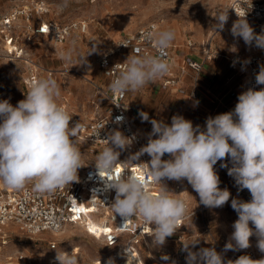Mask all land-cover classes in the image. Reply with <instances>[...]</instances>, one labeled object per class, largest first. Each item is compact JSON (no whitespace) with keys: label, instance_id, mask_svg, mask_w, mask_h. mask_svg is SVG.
<instances>
[{"label":"clouds","instance_id":"9594fccd","mask_svg":"<svg viewBox=\"0 0 264 264\" xmlns=\"http://www.w3.org/2000/svg\"><path fill=\"white\" fill-rule=\"evenodd\" d=\"M67 5L68 0H63L60 7ZM217 19L222 29L227 21L226 11H221ZM232 34L241 37L247 45L254 43L264 49V34H256L244 16L233 24ZM145 38L159 50L158 54H131L109 84L114 95L137 92L170 72L171 64L161 54L174 42L175 30L148 32ZM73 52V48H68L58 51L57 55L72 65L75 64ZM84 57L80 55L76 59L81 62ZM256 83L264 85V67L257 74ZM60 95L61 86L57 80L47 76L34 80L26 98L16 106L8 100L0 101V183L3 186L21 190L31 182L34 191L52 193L78 180V169L85 165L77 141L72 138H77L81 125L69 127L72 115L58 103ZM140 115L144 121L149 120L147 113ZM122 119L116 117V121ZM150 122L152 132L148 143L132 157L137 159L143 154L151 157L150 162L145 163L147 178L112 175L120 162V153L115 149H124L132 142L118 130L108 136V146L95 162L101 179L108 188L115 190L111 208L125 221L120 228L139 216L146 224L155 225L150 235L156 245L163 246L166 238L176 233L178 224L188 212V205L164 186L159 189V195H153L148 190L149 182L162 185L164 178L186 179L201 204L219 208L229 201L231 193L219 187L220 179L214 166L230 157L232 167L227 163L220 166L227 168L239 190L250 192L251 200L231 199V207L238 214L231 234L235 244L227 243L224 251L247 249L250 237L255 235L257 247L264 252V89H248L241 93L233 111L207 118L205 130L199 125L194 127L190 120L179 115L172 117L171 125L154 119ZM165 154L171 159H162ZM195 244L196 241L184 244L187 264H224L222 255L214 247L194 252L189 246ZM126 252L129 260L131 253ZM55 259L59 264H80V257L73 252L57 251ZM162 259L168 261L169 257L164 255ZM108 264H113L111 259ZM227 264H264V259L253 260L242 255Z\"/></svg>","mask_w":264,"mask_h":264},{"label":"built area","instance_id":"2783aa9c","mask_svg":"<svg viewBox=\"0 0 264 264\" xmlns=\"http://www.w3.org/2000/svg\"><path fill=\"white\" fill-rule=\"evenodd\" d=\"M12 2L13 4L0 14V52L2 57L9 61H20L27 55L25 51L27 46L24 40L33 43L39 38H47L59 50L72 35L83 36L87 33L88 24L85 21L57 23L42 19L41 16L49 11L48 5L43 0H27L21 4L20 0ZM228 13L236 21L244 16L256 34H264V0H228ZM157 30L158 28L152 23L141 26L113 43L108 51L99 56L97 65L106 79L102 94L108 103L107 112L102 117L89 120L72 115L69 122L70 128L75 127L78 123L81 125L77 138L73 137L72 139L86 143L91 148H98L99 152L108 146L106 139L116 130L131 139V144L126 148L115 149L120 153L118 157L120 162L112 171L114 177L135 175L138 178H147L145 175L147 164L145 163H149L151 157L148 154H143L137 159H132L142 147L146 146L143 138L135 131L132 124V119L135 115H140V110L128 102L127 93L114 95L109 90V84L119 74L120 69L124 67L123 63L131 54H158L159 50L145 38L146 33ZM211 44V41L207 40L205 44L201 45L203 48L200 54L204 60L214 56ZM186 47L194 49L196 46L192 40L188 39ZM251 47L250 55L229 58L231 68L240 72L245 78L241 93L248 89H264V85L256 83V76L261 67H264V49L256 47L254 43ZM116 55H122L123 58L118 59ZM161 55L169 61L171 70L165 77L157 80L160 88L195 100L197 97L195 86L191 91H187L182 84L181 75L188 69L192 70L194 72L193 80L196 82L202 69V63L190 57L185 60V66H177L173 44ZM28 61L30 60H24L30 67L24 79L27 90L34 80L40 78L36 68ZM118 116L123 119L116 121ZM166 158H168V154L162 157V159ZM95 162L78 171L77 181L58 188L52 193L34 191L31 182L21 190L0 189V229L15 227L30 241L35 238L34 243H30L33 247L35 246L37 249L35 245L37 242L45 243L48 253H51L57 250L58 241L56 239L45 240L40 235L51 233L55 237L67 226L78 225L100 243L105 253L98 260L86 264H108L110 259L113 264H128L129 261L138 262L141 260L139 255L141 247L146 246L149 241L154 242V238L150 234L155 225H148L139 216H136L129 220L123 228H120L125 221L111 208L115 200V190L108 188L104 180L101 179ZM148 179L150 180V178ZM185 181L186 179L174 180L173 186L169 190L186 201L188 212L178 224L176 233L166 238V242L177 241L184 244L189 238L186 225L189 219L199 211L191 210L189 207L184 193L183 183ZM161 187L162 185L149 182L148 190L153 195H159ZM90 220H93L97 225L89 227ZM7 245L8 237L2 233L0 264H59L54 255L43 257L33 254L30 250L32 248H29L28 244L21 243L9 252L5 251ZM126 250L131 253L129 260ZM242 255H247L253 260L261 259L251 250L230 251L223 258L224 264H227L229 260L235 261Z\"/></svg>","mask_w":264,"mask_h":264},{"label":"rangeland","instance_id":"374dc122","mask_svg":"<svg viewBox=\"0 0 264 264\" xmlns=\"http://www.w3.org/2000/svg\"><path fill=\"white\" fill-rule=\"evenodd\" d=\"M12 1L0 0V14L13 4ZM25 1L27 0H20V4ZM43 1L48 5L49 11L41 16L42 19L57 23L85 21L88 30L83 36L72 35L59 50L47 38H39L33 43L23 39L27 46L25 49L27 55L25 54L20 61H8L0 52V101L8 100L13 106L25 99L28 92L24 85L30 68L24 62L27 59L36 68L40 78L52 76L57 80L61 86L58 103L65 107L70 115H78L85 120L104 116L108 108L106 98L102 94L106 79L97 65L99 56L125 35L151 23L158 30L169 28L175 30L176 38L172 44L174 59L179 64L182 60L181 50H186L188 39L195 43L196 47L193 50L196 52H200L203 48L201 45L210 40L214 56L246 57L252 53V44L247 45L241 37L232 34L235 20L228 13V0H68L67 7H60L63 0ZM221 11L227 13V21L222 29L218 27L217 19ZM68 48L74 49L73 58L76 65L66 64L57 55L58 51ZM80 55H85L81 62L76 59ZM116 58L121 59L123 56L116 55ZM76 141L85 165L78 169L80 171L96 161L100 149ZM168 159H171L169 154L164 160ZM222 163H227L229 168L232 167L230 157L218 161L214 166L220 179L219 187L231 193L229 201L224 206L205 207L199 202L198 194L187 180L183 183L190 209L199 210L186 225L189 238L184 244L196 241L195 246H189L194 252L214 247L222 258L230 251L251 250L264 259V252L257 247L258 238L255 235L250 237V247L247 249L224 251L227 243L235 244L231 240V234L234 231L232 225L238 219V214L231 207V199L249 202L251 194L247 189L239 190L234 178L228 175L227 168H221ZM173 182L174 180L167 178L162 180L167 191L172 188ZM249 226L254 230L251 222ZM2 233L8 237V245L5 247L7 252L24 243L28 244L29 248H32L30 250L37 256H56L57 251L69 254L73 252L80 257V264L98 260L105 255L100 243L78 225L67 226L55 237L51 233L40 235L45 240L58 241L57 250L51 253H48L45 243L37 242L35 244L37 249L33 247L30 243H34L35 238L30 241L15 227L2 228L0 237ZM184 244L168 241L163 246H158L149 241L146 246L141 247L140 259L144 264L173 262L187 264ZM164 255L169 257L168 261L162 259Z\"/></svg>","mask_w":264,"mask_h":264},{"label":"crops","instance_id":"0c3cea01","mask_svg":"<svg viewBox=\"0 0 264 264\" xmlns=\"http://www.w3.org/2000/svg\"><path fill=\"white\" fill-rule=\"evenodd\" d=\"M180 56L182 60L180 64L176 63L177 66H185V60L190 57L202 63L196 82L193 80L192 70L188 69L181 75L182 84L187 91L195 86V100L162 90L158 81L137 92H127L128 102L137 107L140 113L148 114V121H144L141 115H135L132 119L135 131L144 138L145 144L152 132L150 121L153 119L171 125L172 117L179 115L190 120L194 127L199 125L201 130H205L207 118L233 111L238 103L245 78L231 68L227 56H213L204 60L200 52L187 47L186 50H181Z\"/></svg>","mask_w":264,"mask_h":264},{"label":"bare ground","instance_id":"6f19581e","mask_svg":"<svg viewBox=\"0 0 264 264\" xmlns=\"http://www.w3.org/2000/svg\"><path fill=\"white\" fill-rule=\"evenodd\" d=\"M232 18V17H231ZM235 22H237L236 20H235ZM8 60V59H7ZM9 61V60H8ZM0 189H5V190H13L12 188H9V187H5V186H3V184L2 183H0ZM95 225H97L93 220H90L89 222H88V226L89 227H92V226H95ZM84 229V228H83ZM84 231L87 233V231L84 229ZM128 264H144V262L142 261V260H139L138 262H133V261H129L128 262Z\"/></svg>","mask_w":264,"mask_h":264},{"label":"snow or ice","instance_id":"6c2138e0","mask_svg":"<svg viewBox=\"0 0 264 264\" xmlns=\"http://www.w3.org/2000/svg\"><path fill=\"white\" fill-rule=\"evenodd\" d=\"M142 179V178H141Z\"/></svg>","mask_w":264,"mask_h":264}]
</instances>
